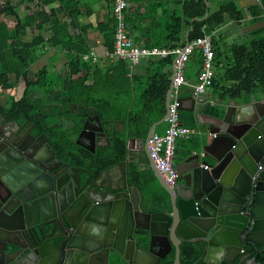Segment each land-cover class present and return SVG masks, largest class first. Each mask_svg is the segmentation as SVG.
Instances as JSON below:
<instances>
[{"label":"water","instance_id":"1","mask_svg":"<svg viewBox=\"0 0 264 264\" xmlns=\"http://www.w3.org/2000/svg\"><path fill=\"white\" fill-rule=\"evenodd\" d=\"M243 1L246 11L254 5ZM171 93L172 87L167 114L145 144L129 139L126 160L97 176L86 169L85 178L70 164L59 172L64 162L45 133L0 131V264H160L173 250V264H182L184 242L205 248L207 264H234L249 245L264 250V99L199 115L209 126L203 149L213 163H201L194 153L176 164L174 156L178 178L169 185L148 141L168 119ZM104 141L111 144L100 117L88 116L76 144L95 153ZM134 150H143L147 161ZM131 164L152 171L168 209L155 212ZM246 264L261 263L252 258Z\"/></svg>","mask_w":264,"mask_h":264},{"label":"crops","instance_id":"2","mask_svg":"<svg viewBox=\"0 0 264 264\" xmlns=\"http://www.w3.org/2000/svg\"><path fill=\"white\" fill-rule=\"evenodd\" d=\"M191 1L193 0H126L125 19L129 36L136 44L167 49L185 46L199 37H210L213 45L214 42L217 45L216 52H218L214 59L215 83L205 93L196 95L194 90L204 60L201 51L195 50L186 64L187 84L179 92L184 108L180 109L181 122L188 128H195L197 131L196 134L188 138L178 139L175 149V156L178 158L176 164L180 163L179 160H186L196 153L200 155L201 163L209 165L213 163L211 153L207 156L203 155L205 153L203 147L210 137L209 126L201 124L198 116L222 115L234 101L249 102L252 97L264 99V87L256 82L252 89L245 87L242 89L243 91L239 90V87L243 85L242 81L247 82L254 76L255 69L252 68L251 54L257 53L255 48H249L248 43L236 44L232 47L229 46L232 44H228L229 39H225L227 43L223 40L220 42L216 40L217 35L222 38L227 37L232 20H235L232 18L231 12H226L223 15L222 24L213 29L211 35L199 36L193 40H189V35L194 28V22H205L211 16H217V13L226 5H232L233 9L236 6L239 11V24L242 25V21L250 16L251 11L254 13L257 11L258 0H249L248 4L254 5L247 8V11L239 4L240 2L245 4L243 0H201L206 6L205 15L188 19L189 2ZM113 5L114 0H51L48 4L43 0H0V10L7 12L3 15L2 21L10 30V36L15 37L17 31L14 29L23 23L25 28L20 34L19 42L24 45L35 44L32 49L34 61L28 69L30 80H34L36 74L44 68L50 69L54 80H57L59 74L65 75L69 69L67 55L70 51L69 47L79 44L82 48L84 46L83 50L86 51L85 55L81 57L83 58L82 65L90 78L88 84L98 90L99 95L107 99L130 97L132 101L138 100L148 86L153 90L154 88L159 90L165 84L157 79L160 74H164L170 84L168 95L175 75L172 57L167 59L146 58L133 64L109 56L114 48V24L117 26ZM54 12L55 14H53ZM42 13L45 14L43 17ZM207 13L208 16L205 17ZM55 18L66 27L64 44L67 46L57 45L55 42L59 37L55 30H52ZM203 30H208V26H204ZM253 31L255 30L244 33L248 34ZM232 36L237 37L238 35L235 33ZM253 36L259 37L258 40L263 37L264 40V33L256 32ZM231 48L232 50L229 51ZM75 51L76 49L72 50V52ZM239 53L242 56L240 62L243 68L242 78L236 77L233 71L236 62L238 63ZM169 59L171 60L169 61ZM220 69H224V71ZM229 70H232L230 75L228 74ZM24 88V79H20L18 86L11 90L3 91L0 88V92L5 93L4 104H10L11 98L20 100ZM153 94L155 98H158L155 93ZM41 97L42 95L37 91L31 93V99L34 101ZM192 98H194L193 102L190 101ZM95 104L96 100L92 98L88 106L94 108ZM129 107L131 112L134 104ZM71 114L70 112L65 113L64 119H51V126L58 125L57 127L62 128L64 125L67 127ZM162 119L153 123L152 126ZM103 126L109 139L125 137L128 138V142L133 138L141 140L145 144L148 138V136L146 139L134 136L128 120L117 119L107 125L103 123ZM167 127L168 122L166 121L157 126L154 134H164ZM104 142L105 144L102 145H107V142ZM134 154L140 159L141 156L146 157L143 150H134ZM140 162L145 163L144 160Z\"/></svg>","mask_w":264,"mask_h":264},{"label":"trees","instance_id":"3","mask_svg":"<svg viewBox=\"0 0 264 264\" xmlns=\"http://www.w3.org/2000/svg\"><path fill=\"white\" fill-rule=\"evenodd\" d=\"M43 2L48 4L51 0H43ZM200 2L202 1L193 0L189 2L188 19L205 15L206 6L203 2L201 4ZM194 8L195 10L193 11ZM232 8V5H226L217 13V16H211L205 22H194V28L189 35V40L199 36L211 35L212 30L222 24L223 15L226 12H232ZM6 13V11L0 10V88L3 91H8L17 87L20 79H24L25 82L21 99L15 100L11 98L9 108L6 110L9 114V119L21 118L26 120V122L35 123L39 126L41 132L47 133L53 140L57 139L64 147H70V145L76 146V144L70 138L71 135L68 131L63 130V127L51 126L50 124L51 119H64V115L67 112H79L80 117L77 119L79 128L91 114L98 115L105 125L117 119L121 121L128 120L133 135L142 139L147 138L152 124L166 115V96L170 84L164 74L158 75L157 79L165 84L159 90L155 88L153 90L148 86L138 100L132 101L130 97L107 99L99 95L98 90L89 86L90 78L82 65V57L86 51L83 50L84 46L82 48L79 44H73L72 47H69L70 51L67 54L69 69L65 75L59 74L57 75V80H54L50 69L44 68L36 74L34 80H30L28 69L34 61L32 54L34 51L32 49L35 44L24 45L19 42L20 34L25 28L23 23L14 29L17 31V35L15 37L10 36V30L2 21V17ZM44 15L42 13V17ZM204 26H208V30L204 31ZM115 29L116 25L114 24V33ZM52 30H55L56 34L59 35L55 40L56 44L65 45L66 27L56 18L53 21ZM216 48L217 45L214 42L215 54L218 52H216ZM74 49L76 51L72 52ZM231 50L232 48L229 49V51ZM255 50L257 53L251 54L253 60L252 68L255 69L254 76L247 82H241L243 85L239 87L240 91L245 87L252 89L256 82H259L264 87V40L256 43ZM239 55L238 63L236 62V67L233 71L236 77L242 78L243 68L241 67L242 63H240L242 56L241 53ZM228 74H232V70H229ZM33 91L39 92L42 97L39 100H32L31 93ZM153 93L158 98H155ZM92 98L96 100L94 108L88 106ZM132 104H134V108L130 112L129 106ZM11 108H14L15 112ZM79 128L77 129L78 132ZM127 139L125 137L110 139L111 144L101 146L95 153L86 150V168L98 174L111 165L125 161L128 155ZM141 160L146 161V157L141 156ZM130 170L134 173L135 180L139 184L149 183L145 192L150 200L153 202L160 199H163V201L168 200L167 195L165 196L161 187L154 181L152 171H141L137 164H131ZM181 249L182 264H207L203 260L205 248L198 249L195 244L184 242ZM174 258L175 251L163 259L160 264H173ZM252 258H256L259 263L264 264V250H259L249 245L234 264H246Z\"/></svg>","mask_w":264,"mask_h":264},{"label":"built area","instance_id":"4","mask_svg":"<svg viewBox=\"0 0 264 264\" xmlns=\"http://www.w3.org/2000/svg\"><path fill=\"white\" fill-rule=\"evenodd\" d=\"M126 0H114L113 13L117 22L113 43V52L109 56L119 60L139 63L146 58H170L174 59L175 75L172 80L171 104L168 115V127L164 134H153L148 141L149 153L152 160L164 176L169 185H174L178 174L173 166L176 142L180 138H188L196 134L195 128H188L181 122L180 95L179 92L187 84L185 73L186 64L195 50H200L204 60L199 72L198 80L194 86L195 94L200 95L212 86L215 72V49L210 37H199L190 41L185 46L177 48L151 47L145 44H136L129 36L125 19ZM205 155V153H203ZM208 168L207 165H203Z\"/></svg>","mask_w":264,"mask_h":264},{"label":"flooded vegetation","instance_id":"5","mask_svg":"<svg viewBox=\"0 0 264 264\" xmlns=\"http://www.w3.org/2000/svg\"><path fill=\"white\" fill-rule=\"evenodd\" d=\"M257 11L254 13L251 11L250 16L247 17L243 22V24H239V20H238V9L232 8V18L235 20H232L231 26L228 29V35L227 37H221L220 35L216 36V40L218 42L220 41H225V39H229L228 40V44H232L229 46H234V45H239V44H246L248 43V47L249 48H255L256 43H258L259 41L263 40V37L259 39V37H254L253 34L258 32V33H264V0H258V4H257ZM257 26H261L258 27L257 29H254V27ZM255 30L251 33H244V32H248V31H252ZM237 34V37H233L232 35ZM231 41V42H230ZM226 42V41H225ZM227 43V42H226ZM4 92H0V131L3 130H11L13 134L15 135H22L24 134L26 131H30L32 130L34 133H36L38 136H40L41 134L45 133V132H41L39 126H37L35 123H29L26 122V120H23L21 118H16V119H9L8 117V112L6 111L9 108V104H4L5 101L3 99L4 97ZM13 112H15L14 108H11ZM5 119H4V118ZM79 112H73L71 114V116H69L68 120V126L64 127V125L62 126L63 129L65 131H68V133L71 135V139L74 140L75 144L77 141L78 136L80 135V133L82 132V127L83 125L79 128L78 126V122L77 119L79 118ZM86 121V120H85ZM85 123V122H84ZM58 126V125H56ZM79 128V132L77 131V129ZM47 135V133H45ZM48 136V135H47ZM50 138V146L53 148V150L56 151L57 155L63 160V164L58 163L57 165V169L58 171H63L64 169H66L65 164H70L71 167H76L79 169L84 170L85 172L82 173V176L86 178V149L77 145H70V147H64L62 145V143H60L57 139L53 140L50 136H48ZM103 143H100V145H102ZM89 170V169H88ZM90 172H92L91 170H89ZM94 175L97 176V174H95L94 172H92ZM143 191L145 192L146 188L149 186V183H145L144 185H141ZM164 192V191H163ZM146 194V192H145ZM165 196L167 195L164 192ZM168 198V197H167ZM162 202H165L167 205L165 208L162 207ZM169 199L167 201H163V199L158 200L156 202L152 201V207L157 206L158 209L155 210V212H159L163 209H168L169 206ZM183 245V244H182ZM182 247V246H181ZM182 250V249H181ZM174 252V250L170 253L172 254ZM169 254V255H170ZM168 255V256H169ZM167 256V257H168ZM166 257V258H167ZM204 260V257H203ZM217 264H226L225 262H217Z\"/></svg>","mask_w":264,"mask_h":264},{"label":"rangeland","instance_id":"6","mask_svg":"<svg viewBox=\"0 0 264 264\" xmlns=\"http://www.w3.org/2000/svg\"><path fill=\"white\" fill-rule=\"evenodd\" d=\"M231 42V41H230ZM230 55V54H229ZM221 71H224V69H220ZM226 70V69H225Z\"/></svg>","mask_w":264,"mask_h":264}]
</instances>
